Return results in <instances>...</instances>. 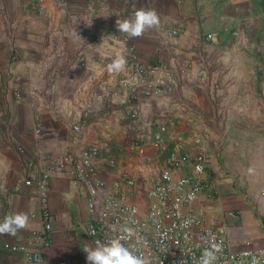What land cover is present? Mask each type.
<instances>
[{"label":"built area","instance_id":"1","mask_svg":"<svg viewBox=\"0 0 264 264\" xmlns=\"http://www.w3.org/2000/svg\"><path fill=\"white\" fill-rule=\"evenodd\" d=\"M60 4L66 6L67 2L60 0ZM43 7L39 8L41 12ZM134 13L129 11L125 19ZM177 34V29L164 33L167 40ZM217 38V32H208L204 40L212 42ZM96 47L94 55H78L77 65L88 73L87 83L96 85L70 121L66 147L52 144L55 137L38 110L34 111L38 150L33 155L24 145L7 137V143L15 147L24 166L15 191L32 188L29 217L38 220L40 226L0 242V250L21 253L33 264L47 263L44 252L53 245L55 220L50 191L54 178H59L74 183L85 197L86 235L93 245L97 239L113 238L117 233L112 227H132L139 242L133 238L126 244L134 247L136 254L145 257L149 264H198L204 248L212 242H222L223 248L215 264H264V245L250 239L234 243L227 236L228 224L216 226L210 203H197L210 188L205 174L213 166L215 156L211 148L217 138L212 129L215 119L197 104L189 85L190 82L199 89L201 82L198 81L205 80V73L199 72L195 81L186 72L189 62L177 64L175 59L167 64L144 60L134 39L117 31L103 33ZM118 55L126 58V70L109 75L106 66ZM52 75L49 86H58L60 72ZM12 81L15 100L26 101L20 78L13 77ZM221 93L211 97L220 117L217 125L223 128L221 116L228 108V99ZM154 104L157 115L148 113ZM110 114L116 119L105 123L106 136L85 142L83 132L90 121ZM120 118L129 121L134 133L130 142L116 146L113 130ZM181 122L189 125L188 135L177 129ZM149 145L155 147L154 156L146 151ZM130 153L131 157L132 153L138 157L139 170L146 167L151 172L149 177L137 178L127 171H119L122 156ZM225 216L233 217L235 213L230 211ZM91 232L95 235H90ZM55 264L77 263L62 259Z\"/></svg>","mask_w":264,"mask_h":264},{"label":"crops","instance_id":"2","mask_svg":"<svg viewBox=\"0 0 264 264\" xmlns=\"http://www.w3.org/2000/svg\"><path fill=\"white\" fill-rule=\"evenodd\" d=\"M80 1L74 0L73 2L79 3ZM116 1L118 2V0H110V2ZM122 1L124 0L119 1V4L123 6L112 8L111 13L102 12L91 18H87L83 15V11H77L76 8L69 11V16L74 21L81 14L80 24L83 27L79 25L74 27V21L65 23L62 20L66 13L65 7H58L54 2L50 6L49 16L57 18L55 26L63 29H72V35H75L71 39L74 42L71 44L75 49V53L73 52L72 56L76 54L75 58L78 59V55L81 53L94 55L98 49L96 45L102 36L100 31L106 33L103 30L111 26L116 31V21L125 19L129 11L135 10ZM77 3L75 5H78ZM68 24L72 25L68 26ZM47 28L55 30L51 26ZM25 29L18 27L17 32L21 37H19L20 39L15 45L32 50L34 48L32 47L33 43L31 42L30 44L28 42H30V39L34 42L36 36L29 30L25 31ZM56 29L55 34L64 32L63 29ZM76 29L82 33L80 37L78 36V31H75ZM155 32L159 33L157 28L152 31V33ZM162 34L163 36L160 40L164 44L167 39H164V32ZM2 35L3 29L0 35V108L3 109V114L0 116V186L6 189V193H0V221L6 215L16 212H24L29 215L32 209V203L29 199V193L32 192V188H24L19 193L15 191L16 183L22 177L24 166L15 147L7 143L8 135L20 141L33 155L38 150L34 133V111L38 110L43 114L52 137H55L52 144H58L64 149L68 143L66 135L70 121L77 114L82 100L85 101L88 98L89 93L96 85L93 82L87 83L88 73L78 66L77 63L68 70L39 69L36 67V61L41 62L49 58L52 59L54 55H51L48 50V52L34 54L22 48V55H27L28 70L26 68L22 70L24 81L22 80L20 84L23 93L27 94V100L23 102L16 101L13 94L12 78L18 75L21 70L17 71L19 70L17 67H12L9 64L11 46L16 39L10 38L11 33H9V36L5 35V37ZM75 38H80L78 39L80 42H75ZM133 39L136 45L138 41H143L139 37ZM217 39L209 43H217ZM169 43L171 44V39ZM81 45L84 47H81ZM61 49L64 48L61 47ZM139 49L137 45V50L139 51ZM24 50L26 53H24ZM164 50H167V48H164ZM161 51L157 47L150 52L156 53L153 58L156 62L172 64L176 59L177 64H182L186 58L184 55L185 51H183L184 54L175 50L168 54L165 51ZM63 55L64 53L62 52L57 56L63 57ZM55 71L60 72V81L58 86H49L52 74ZM198 82H201L199 89L189 83L192 90L191 95L195 97L197 104L202 107L204 112L215 119L212 122V129L217 134V138L215 137V143L211 148L215 156L213 166L208 168L205 174V179L209 182L210 188L201 195L197 203H210V210L215 216L216 226L221 228L228 224L227 236L234 243L238 244L242 240L250 239L258 245H264V130L259 128L249 131L248 129L246 132L247 129L235 128V134H225L223 128L217 125L220 117H218L214 99L211 97L213 94L221 93L222 88L218 84H214L213 79L208 74H206L204 81L199 80ZM235 92L237 93V91ZM242 104L244 105L243 108H248L241 98L237 102L232 101V117L226 116L228 121L231 119L238 126L246 119L241 112L243 111ZM156 111L157 105L154 104L148 113L153 114L154 112V115H157L158 112ZM145 115H147V111ZM113 116V114H110L102 116L103 119L91 120L84 129V141L90 143L100 137L104 138L106 136L107 123L116 119V117L112 119ZM115 126L113 142H116V146L126 141L130 142L134 132L130 130L129 121L126 118H120ZM177 129L185 135L189 133V125L186 122H181ZM146 151L150 156H154L156 153L153 145H149ZM138 162V157H135L134 153H132L131 157L130 153L129 156H126L119 163V171H127L137 178L139 175L149 177L151 172L146 167L139 170L136 165ZM183 173L181 171V174ZM109 175L112 176V173H109ZM207 193H212V196L210 195L209 197ZM50 203L55 220L53 245L44 252L46 264H55V262L62 259H73L77 264H88L87 254L83 249L93 245V243L86 235L88 211L85 197L80 194L77 186L69 182L68 179L54 178L50 191ZM230 211L234 212L235 216L226 217L225 214ZM39 226L38 220L30 219L29 228L26 230ZM26 230H20L17 235ZM13 238L9 235H0V242ZM0 264L33 263L21 253H10L0 250Z\"/></svg>","mask_w":264,"mask_h":264},{"label":"rangeland","instance_id":"3","mask_svg":"<svg viewBox=\"0 0 264 264\" xmlns=\"http://www.w3.org/2000/svg\"><path fill=\"white\" fill-rule=\"evenodd\" d=\"M73 1L66 0L67 5L62 6L60 0H44L42 3L39 0H0V35L3 29V37L11 33L10 38L16 39L11 46L9 64L17 67L19 69L17 71L21 70L15 75L20 78V82L23 80L22 70L27 69L28 62L27 55H22L23 47L15 45L21 37L17 32L18 27L26 28L25 31L29 30L36 36L34 42L31 39L28 42L30 44L32 42L34 48L23 49L34 54L48 50L54 55L52 59L36 61L37 68L68 70L78 60L75 58L76 54L72 56L75 49L71 39L75 35H72V29L55 26L57 18L49 16L51 4L54 2L58 7H65L66 13L62 17L65 23L74 21L68 12L75 8L77 11H83V15L87 18H91L102 12L111 13L112 8L116 6H123L119 4L121 0L116 1L117 3L110 0H81L79 3L76 2L78 5ZM122 2L133 7L135 9L133 11L140 8L153 9L160 17L158 34L152 33L154 29H149L139 37L143 41H138L137 45L140 49L137 51L144 60L152 61L156 53L150 52L157 47L167 54L174 50L181 54L185 51L184 63L190 64L186 71L189 77L197 81L198 73L204 72L213 79L214 84L222 88L221 96L228 99V108L221 116L225 134H235V128L247 129L246 132L248 129L249 131L259 128L264 130V0H124ZM42 6L44 7L41 12L39 8ZM80 15L75 18L74 27L76 25L83 27L80 24L82 18ZM48 26L54 27L55 30L48 29ZM56 28L63 29L64 32L55 34ZM170 29H177L178 34L171 39L172 45L169 43L170 40L162 44L160 40L162 33L166 34ZM108 30L114 31L112 26L103 31ZM75 31H78L79 37L82 35L79 30ZM116 31L119 32L118 28ZM210 31L218 32L217 43L210 44L204 40ZM100 33L104 32L100 31ZM78 39L75 42H80ZM164 39H167L165 35ZM62 52L63 57L57 56ZM186 75L187 73L185 78ZM235 95L248 106L243 108L242 104L241 112L246 119L240 126L234 124L231 119L228 121L226 117H232V101L237 102L240 99ZM11 140L20 143L17 139ZM113 145H116V142H113ZM122 158L125 159V156Z\"/></svg>","mask_w":264,"mask_h":264},{"label":"clouds","instance_id":"4","mask_svg":"<svg viewBox=\"0 0 264 264\" xmlns=\"http://www.w3.org/2000/svg\"><path fill=\"white\" fill-rule=\"evenodd\" d=\"M160 17L153 9L140 8L135 11L133 17L128 19H118L116 26L120 33L127 34L130 38H138L144 35L149 29H156L160 26ZM127 61L123 55H118L106 66L105 71L109 75L120 74L126 70ZM0 193H6V189L0 186ZM30 217L24 212H16L6 215L0 221V235H9L15 237L20 230L29 228ZM187 223V222H186ZM113 232L117 233L113 238L106 241L99 239L94 241V246L84 247L87 254L88 264H149V261L137 255L133 248L127 246L126 242L135 238L139 242V237L132 227H123L116 229L112 227ZM94 236L95 233L91 232ZM223 250L221 243H210V246L204 248L198 264H215L218 259V253Z\"/></svg>","mask_w":264,"mask_h":264}]
</instances>
